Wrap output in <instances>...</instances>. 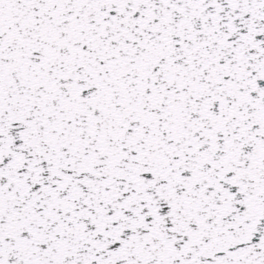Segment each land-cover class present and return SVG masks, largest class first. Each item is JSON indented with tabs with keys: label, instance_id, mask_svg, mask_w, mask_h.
Listing matches in <instances>:
<instances>
[{
	"label": "snow or ice",
	"instance_id": "1",
	"mask_svg": "<svg viewBox=\"0 0 264 264\" xmlns=\"http://www.w3.org/2000/svg\"><path fill=\"white\" fill-rule=\"evenodd\" d=\"M0 264H264V0H0Z\"/></svg>",
	"mask_w": 264,
	"mask_h": 264
}]
</instances>
